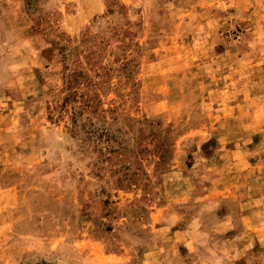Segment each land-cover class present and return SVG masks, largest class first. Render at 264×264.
<instances>
[{"label": "rangeland", "instance_id": "1", "mask_svg": "<svg viewBox=\"0 0 264 264\" xmlns=\"http://www.w3.org/2000/svg\"><path fill=\"white\" fill-rule=\"evenodd\" d=\"M0 264H264V0H0Z\"/></svg>", "mask_w": 264, "mask_h": 264}]
</instances>
